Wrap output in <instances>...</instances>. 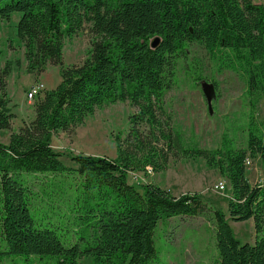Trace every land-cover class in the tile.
<instances>
[{"label":"trees","instance_id":"1","mask_svg":"<svg viewBox=\"0 0 264 264\" xmlns=\"http://www.w3.org/2000/svg\"><path fill=\"white\" fill-rule=\"evenodd\" d=\"M15 13L21 14L17 31L26 47L28 73L59 67L62 81L38 98L34 119L23 121L7 144L0 143V263L19 258L35 264L36 258L38 264L87 259L91 264H161L155 243L159 224L177 216H203L211 207L202 195L175 196L153 183L139 191L130 174L163 172L171 160L203 159L229 181L231 219L253 220L256 231L253 245L242 244L226 214L214 209L219 264H264V185H252L246 175L249 159L260 156L264 164V119L256 117L264 101V5L254 0H0V21ZM85 24H91L97 41L85 62L66 66L65 41ZM191 43L231 59L244 72L247 149H237L228 134L214 150L186 146L173 127L164 104L169 74ZM8 76L5 68L0 131H11L17 118L9 107ZM119 102L131 103L137 112L129 118V130L115 136L116 158L77 155L71 158L74 166L65 165L53 138L74 133L96 109ZM39 176L50 179L42 188L48 214L40 223L29 183V177ZM59 202L68 207L67 228L81 233L71 245L62 241L59 227L47 222L48 210L64 221L54 211Z\"/></svg>","mask_w":264,"mask_h":264},{"label":"rangeland","instance_id":"2","mask_svg":"<svg viewBox=\"0 0 264 264\" xmlns=\"http://www.w3.org/2000/svg\"><path fill=\"white\" fill-rule=\"evenodd\" d=\"M254 2L264 5V0ZM20 18L21 14L15 13L10 20L0 21V75L5 68H9L6 91L9 107L17 115L11 131H0V143L3 144L8 143L12 133L19 131L23 121L34 119L38 98L43 97L46 91L55 89L62 81L59 67L48 65L42 75L28 73L26 47L18 38L17 24ZM96 41L91 24H85L82 31L65 41L63 53L66 66L85 62ZM169 79L170 89L164 98L166 112L175 130L183 134L186 146L214 150L220 147L224 134H228L237 149H247L249 109L246 76L231 59L219 54L213 56L201 43H191L186 55L177 61L175 69L169 74ZM204 82L215 88L212 113L203 93ZM36 85H44V91L31 99L29 92ZM135 112L137 108L129 102L96 109L74 133H58L52 140L53 149L62 156L67 166H74L71 158L77 155L116 158L115 136L129 130V118ZM256 117L259 121L264 119V101L259 104ZM248 162L246 175L249 182L252 185L260 184L259 181L264 180L261 157L256 156ZM58 180L59 177L54 178V181ZM129 181L139 191H142L143 185L153 183L175 196L199 194L206 198L211 207V212L203 216H177L159 224L155 243L160 252L161 264H219L213 216L216 208L226 214L236 238L242 244L253 245L256 241L253 220L234 222L228 213V201L232 194L229 181L222 178L217 170L207 166L203 159L171 160L165 171L156 174L150 171L134 172L130 174ZM49 182L50 179L44 176L29 177L33 189L32 207L38 223L45 217L47 206L42 201V188ZM221 183L226 186L224 192L218 189ZM54 206V211L63 215L64 221L58 213L48 210L51 217H48L47 222L59 227L61 239L66 245L76 243L81 233L67 228L68 207L63 202L55 203ZM52 214L56 216L52 217ZM71 226L75 229L73 219ZM261 235H264V230ZM32 260L38 264V259ZM81 262L92 263L88 259ZM0 264H23V261L8 258Z\"/></svg>","mask_w":264,"mask_h":264},{"label":"water","instance_id":"3","mask_svg":"<svg viewBox=\"0 0 264 264\" xmlns=\"http://www.w3.org/2000/svg\"><path fill=\"white\" fill-rule=\"evenodd\" d=\"M159 42H160V39L158 37L155 38L151 43L152 48L154 49L157 48L159 46ZM202 87H203V93L207 100L210 112L212 113V103H213V100L216 98L215 88L212 84H209L207 82H204L202 84ZM263 185H264V182H263Z\"/></svg>","mask_w":264,"mask_h":264},{"label":"built area","instance_id":"4","mask_svg":"<svg viewBox=\"0 0 264 264\" xmlns=\"http://www.w3.org/2000/svg\"><path fill=\"white\" fill-rule=\"evenodd\" d=\"M45 86L44 85H36L35 87H33L30 92H29V97L31 99L38 97L43 91H44ZM250 164L247 161V165ZM264 180L262 179L261 181H259L260 184H263ZM220 191H224V186L220 185L219 187Z\"/></svg>","mask_w":264,"mask_h":264},{"label":"bare ground","instance_id":"5","mask_svg":"<svg viewBox=\"0 0 264 264\" xmlns=\"http://www.w3.org/2000/svg\"><path fill=\"white\" fill-rule=\"evenodd\" d=\"M220 185H223V186H224V191H226V186H225V184L221 183ZM220 185L218 186V189H219ZM224 191H222V192H224Z\"/></svg>","mask_w":264,"mask_h":264},{"label":"crops","instance_id":"6","mask_svg":"<svg viewBox=\"0 0 264 264\" xmlns=\"http://www.w3.org/2000/svg\"><path fill=\"white\" fill-rule=\"evenodd\" d=\"M255 185V184H254Z\"/></svg>","mask_w":264,"mask_h":264}]
</instances>
